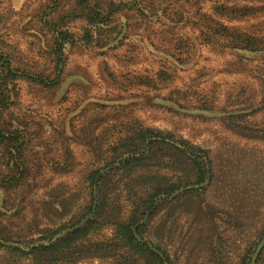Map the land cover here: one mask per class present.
Returning <instances> with one entry per match:
<instances>
[{
    "label": "rangeland",
    "instance_id": "374dc122",
    "mask_svg": "<svg viewBox=\"0 0 264 264\" xmlns=\"http://www.w3.org/2000/svg\"><path fill=\"white\" fill-rule=\"evenodd\" d=\"M103 1L116 9L88 24L75 0H0V65L8 58L24 75L49 77L52 32L70 35L55 81L47 87L16 79L15 105L0 119L24 143L19 152L0 146V241L28 253L16 257L0 249V264H39L35 249L48 245L49 235L53 241L91 219L100 193L116 201L118 217L126 219L130 178L145 172L123 171L131 156L159 163L155 170L172 181L193 180L186 158L195 156L168 146L184 150L176 139L207 151L208 159L201 156L205 180L156 195L131 228L136 242L162 264H168L162 250L171 264H241L245 255L247 264H264V0ZM220 5L256 11L218 16ZM139 8L148 16H139ZM220 23L251 35L256 47L232 51L211 43L210 27ZM86 27L87 43L79 39ZM138 125L173 139L147 138L132 155ZM95 170L90 187L87 176ZM132 191L131 197L141 193ZM113 234L112 224H102L76 249L48 254L41 264H149L125 247L94 249Z\"/></svg>",
    "mask_w": 264,
    "mask_h": 264
},
{
    "label": "trees",
    "instance_id": "16d2710c",
    "mask_svg": "<svg viewBox=\"0 0 264 264\" xmlns=\"http://www.w3.org/2000/svg\"><path fill=\"white\" fill-rule=\"evenodd\" d=\"M90 0H75V3L78 7H80V16H83L86 18L88 24L98 23L101 21V13L104 10L106 15L111 14L112 10H115L117 5L110 3L108 1L99 0L96 1L95 4L89 3ZM179 1H193L194 4H198L202 2L203 0H179ZM254 1V0H251ZM135 2V0H130V4ZM102 4V5H101ZM168 7V6H167ZM167 7H163L161 10L163 13H165L168 9ZM256 11V8L249 7L247 5L241 6V7H230L225 5L218 6L214 13L218 16L222 13H227L232 16L238 15L239 17H245L249 15L250 13ZM136 12L139 13L138 15L141 17H147V13L144 10V8L136 9ZM146 14V16H145ZM178 15V11H175V16ZM181 15H178L179 17ZM180 18V17H179ZM55 20L53 19L52 22L54 23ZM209 35L207 38L210 40L212 38L211 43L213 44H219L222 45L223 48L232 50V51H240V50H253L257 42L254 37L247 34L246 32L240 33L238 30H232L229 29L227 26L220 23L219 26L216 27H210ZM213 28V29H212ZM232 32H231V31ZM84 32L79 37L81 40H85L87 43L89 40V33L91 32L89 28H85L83 30ZM69 33L64 30H54L52 32V43H51V52L49 53L50 62L52 63V72L53 75L45 76L44 74L36 73L34 72V76L32 75H24L25 69L17 67L16 65H13L12 67L10 61L8 58H5L4 62L0 65V119L2 118V115L4 112H9V109L11 106L15 105V98L17 97V89L15 87V80L18 78H23L25 80L31 81V82H37L39 84H42L43 86L50 87L49 82H54L55 78L57 77L60 69V65L62 64V53L60 52V48L63 46V41L68 38ZM227 38V39H223ZM65 43V42H64ZM97 46V45H96ZM155 49H158L157 51L160 52H168L167 50L159 49L158 47L154 46ZM176 49L179 51V53L176 54H182V51H185L183 47H181L180 44L176 47ZM182 50V51H181ZM175 55L172 54L171 57L175 59ZM243 56V55H242ZM178 60V59H176ZM161 74V72H160ZM52 76V77H51ZM48 81V83H46ZM36 83V84H37ZM133 132V137L130 138V141L136 140L137 143L132 145L130 147V153L135 154L141 146H143L141 143H143L147 138L152 137H160V141H150V143H165L164 139H173V136L171 133H161L160 131H155L152 128H140L139 125L135 128ZM132 129V130H133ZM22 135L16 130H7L3 128L0 125V146L2 144L6 145L10 149L15 148L17 152L21 151L23 149V141L21 138ZM181 145L185 147L184 150L179 149L175 146L168 145L172 147L176 153L181 154L182 156H186V152L188 151L190 155H194L195 157L192 158L189 156L188 164L193 169L194 179L190 181L188 177H184L183 180L177 178L176 181H172L170 178H167L164 175H161L158 171L155 170V168H160L161 166L158 165L159 163L155 164H148L146 163V160L148 157L145 156H131L130 159L126 160L121 168L124 172H131L134 169L137 168H145V172L136 175L135 177L130 178V204L132 205V209L130 211V215L126 219H121L118 217V203L114 200H110L108 202L107 195L99 194L96 197V208L93 213V216L91 219H87L85 223L80 226L79 228L75 229L72 232L67 233L66 235H63L53 241L50 240L51 236L49 235L48 238V245L46 246H40L36 248L37 253L39 252L40 255L38 257L42 259L48 258V254L56 253L57 256H61L66 251H70L73 248L76 249L79 242L82 241L91 231L99 228L102 224L110 223L114 226V234L113 237L106 241V243H99L96 244L94 249H97L98 247L101 250H104L107 248H112L114 246H120L125 247L129 250H131L133 253L142 254L145 256V261L154 264H162L163 259L157 255L156 253H153L150 249H148L145 245H142L138 242H136L135 238L132 234V226L135 222L139 220L140 217L143 216V214L152 208L153 206V199L156 197V195L164 194L169 195L174 190L179 188L180 186H186L189 184H199L202 183L205 180L206 170L204 168V163L201 160V156L207 157V151L205 149H201L198 146L190 144L188 141L184 139H176ZM126 140H124V143ZM141 144V145H139ZM168 144V143H166ZM12 145H17V147H12ZM119 146V145H118ZM115 147L114 149L118 148ZM160 146V145H159ZM160 148V147H159ZM199 153V155H197ZM197 156V157H196ZM208 159V157H207ZM154 168V171L151 169ZM98 171H92L87 176V182L90 187L92 185L94 186L95 183V177L98 176ZM103 179V178H102ZM102 182L100 183L101 186ZM133 189L139 190L141 192L139 195H136L137 193L134 192L131 197V192H133ZM92 201V200H91ZM111 206V207H110ZM91 205L88 208V212H91ZM152 215V213L150 214ZM103 222V223H102ZM52 235V234H51ZM93 245H90L89 249ZM158 249H161L159 245H157ZM0 249L6 251L10 256H16V257H22L26 256L28 253L22 251L18 247H11L8 245L3 244L0 241ZM162 253L165 256L166 262L168 264H171V259L169 258V255H167L165 252ZM246 253H249L248 251ZM67 258V257H64ZM246 258V260H245ZM245 258L242 257L241 264H247L246 261L248 260V255H245ZM42 259H40L39 264L42 263ZM68 259V258H67ZM73 259V254L70 257V260ZM69 260V261H70ZM152 263V264H153Z\"/></svg>",
    "mask_w": 264,
    "mask_h": 264
},
{
    "label": "water",
    "instance_id": "95a60500",
    "mask_svg": "<svg viewBox=\"0 0 264 264\" xmlns=\"http://www.w3.org/2000/svg\"><path fill=\"white\" fill-rule=\"evenodd\" d=\"M90 216H87L86 218H84L83 220H81L78 224H76L75 226H74V228L75 227H78V226H80V225H82L88 218H89ZM132 232H133V235H134V237L139 241V238L136 236V234H135V230H134V228H133V230H132Z\"/></svg>",
    "mask_w": 264,
    "mask_h": 264
}]
</instances>
